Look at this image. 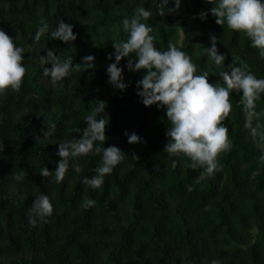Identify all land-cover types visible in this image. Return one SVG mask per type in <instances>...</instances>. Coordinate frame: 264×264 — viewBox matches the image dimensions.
Here are the masks:
<instances>
[{
	"label": "trees",
	"instance_id": "obj_1",
	"mask_svg": "<svg viewBox=\"0 0 264 264\" xmlns=\"http://www.w3.org/2000/svg\"><path fill=\"white\" fill-rule=\"evenodd\" d=\"M0 264H264V0H0Z\"/></svg>",
	"mask_w": 264,
	"mask_h": 264
}]
</instances>
